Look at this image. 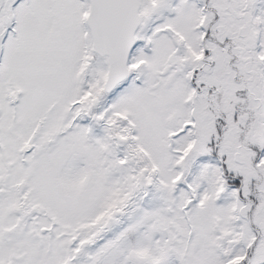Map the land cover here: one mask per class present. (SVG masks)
<instances>
[{
    "label": "snow or ice",
    "instance_id": "1",
    "mask_svg": "<svg viewBox=\"0 0 264 264\" xmlns=\"http://www.w3.org/2000/svg\"><path fill=\"white\" fill-rule=\"evenodd\" d=\"M0 264H264V0H0Z\"/></svg>",
    "mask_w": 264,
    "mask_h": 264
}]
</instances>
